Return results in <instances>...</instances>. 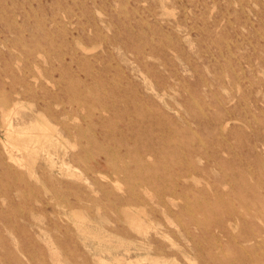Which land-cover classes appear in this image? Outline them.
I'll use <instances>...</instances> for the list:
<instances>
[{
    "label": "rangeland",
    "instance_id": "obj_1",
    "mask_svg": "<svg viewBox=\"0 0 264 264\" xmlns=\"http://www.w3.org/2000/svg\"><path fill=\"white\" fill-rule=\"evenodd\" d=\"M135 263L264 264V0H0V264Z\"/></svg>",
    "mask_w": 264,
    "mask_h": 264
},
{
    "label": "bare ground",
    "instance_id": "obj_2",
    "mask_svg": "<svg viewBox=\"0 0 264 264\" xmlns=\"http://www.w3.org/2000/svg\"><path fill=\"white\" fill-rule=\"evenodd\" d=\"M125 26V25H124ZM36 127L41 131V133H40V135L39 136H41V138H43V140L44 141H48L49 139H50V135H48V132H47V129L45 128V127H43V126H41V125H39V124H36ZM6 132V131H5ZM8 132V131H7ZM5 137H6V135H5ZM8 137L9 138H11V137H13V134L12 133H10V132H8ZM34 137L35 136H28L23 142H24V145L22 146V148H28V146H27V144H30V142H32V139H34ZM11 144V146L13 147V148H17L18 147V145H14V144H12V143H10ZM103 176V175H102ZM117 184V183H116ZM119 185V184H118ZM9 215H11V214H9ZM102 230V229H101ZM96 253H97V251H96ZM136 262H138V261H136ZM197 263V262H196ZM136 264V263H135ZM138 264V263H137Z\"/></svg>",
    "mask_w": 264,
    "mask_h": 264
}]
</instances>
